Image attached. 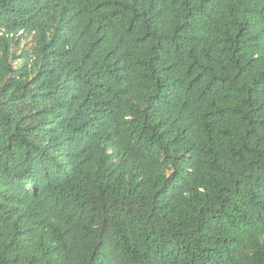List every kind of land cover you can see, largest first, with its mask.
I'll return each mask as SVG.
<instances>
[{
  "label": "trees",
  "instance_id": "trees-1",
  "mask_svg": "<svg viewBox=\"0 0 264 264\" xmlns=\"http://www.w3.org/2000/svg\"><path fill=\"white\" fill-rule=\"evenodd\" d=\"M0 264H264V0H0Z\"/></svg>",
  "mask_w": 264,
  "mask_h": 264
},
{
  "label": "rangeland",
  "instance_id": "rangeland-1",
  "mask_svg": "<svg viewBox=\"0 0 264 264\" xmlns=\"http://www.w3.org/2000/svg\"><path fill=\"white\" fill-rule=\"evenodd\" d=\"M23 43V42H22Z\"/></svg>",
  "mask_w": 264,
  "mask_h": 264
}]
</instances>
